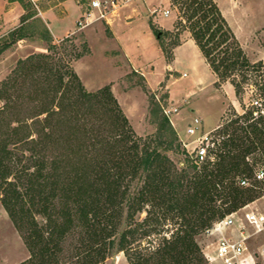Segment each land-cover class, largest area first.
<instances>
[{"label":"trees","instance_id":"obj_1","mask_svg":"<svg viewBox=\"0 0 264 264\" xmlns=\"http://www.w3.org/2000/svg\"><path fill=\"white\" fill-rule=\"evenodd\" d=\"M171 1L180 6V23L191 31L219 81L230 80L239 96L255 75L264 97V61H251L218 3ZM6 47L0 46V52ZM50 60L49 53L20 60L14 75L0 83V96L6 99L3 112L13 108L15 103L7 92L23 72L25 81L32 79L35 84L28 90V98L39 101L27 108L36 125V137L29 138L31 133L19 136L20 124L12 126L10 121L0 145V202L22 231L29 224L24 238L31 256L19 264H58L62 240L76 217L87 238L80 252L85 254L82 263L100 264L115 247L111 237L124 216L131 224L121 234L118 247L129 254L130 264H210L196 235L262 193L263 180L254 176L255 165L248 160L255 151L264 156L262 108L253 105L217 130L214 160L199 165L183 147L190 166L178 171L162 151L168 142L164 134L178 140L168 115L160 119L158 137H137L109 85L89 91L73 68L49 66ZM43 73V78L37 76ZM154 111L159 114L158 109ZM16 119L22 122L20 117ZM48 140L57 144L53 154ZM11 141L29 143V162L19 171L14 169V161L23 159L14 160L8 147ZM177 146L180 149L181 142ZM243 180L249 184H242ZM219 200L228 204L224 210ZM143 211L147 215L141 223L169 215L179 223L154 250L131 246L139 234L133 226L135 216ZM34 213L46 217V225L41 226ZM142 233L150 234V230Z\"/></svg>","mask_w":264,"mask_h":264},{"label":"rangeland","instance_id":"obj_2","mask_svg":"<svg viewBox=\"0 0 264 264\" xmlns=\"http://www.w3.org/2000/svg\"><path fill=\"white\" fill-rule=\"evenodd\" d=\"M15 1L0 0V46L7 45L0 52V83L14 75L20 60L39 53H49L53 58L49 66L52 64L55 68H73L87 90L96 91L109 85L128 118L135 136L148 139L158 137L160 119L163 114L168 115L178 140H172L168 133L164 134L163 139H167L168 142L163 145L162 151L170 156L178 171L190 166L189 157L181 149L183 147L186 149L184 140L191 139L187 136L186 128L195 116L202 118L205 131L212 130L215 134L219 128L252 108L254 100L259 99L262 103L261 108H264V97L255 84V75H251V79L245 83V91L238 96L231 81H219L215 73L217 80L211 87L216 86L218 90L217 93L210 95V99L208 90L210 87L201 89L195 83L197 73L203 75L204 80L209 79V74L207 75L202 63H198V68L195 69V55L192 51L189 50L185 57L181 67L182 73L170 68L169 64L175 56V48L182 43L189 32L191 33L186 25L180 23L183 15L180 6L174 5L171 0H132L109 21L99 20L85 27L80 25L79 19L88 9V0H67L63 4L60 3L62 0ZM215 1L251 61H264V0ZM47 9L50 10L44 12ZM165 9L170 10L168 17L163 14ZM61 17H64L63 21ZM119 19L120 21L135 19L132 27L127 26L124 33L130 43L129 50L127 48L128 53L118 37L119 30L116 24ZM158 21L168 23L173 21L174 27L171 30L163 29ZM150 28L153 30L154 40L158 39L162 54L154 59L146 57L137 59L133 57L132 52L137 51L136 55H139L149 46L151 41L148 39L152 37ZM160 31L162 34L158 37ZM137 40L139 46L135 47L133 42L136 43ZM51 46L56 47L49 49ZM183 71L189 75L181 76L184 74ZM261 73L264 74V65ZM23 74L24 72L19 74L16 86H9L7 92L11 94V99L15 103L13 108L10 107L12 109L3 112L6 99L0 96V112L3 113H0V145L10 121L12 126L20 124L19 136L21 133H31L32 136L29 135V138L37 135L36 125L32 122L33 118L30 117L27 108L35 107L39 101L28 98L27 92L35 84L32 79L25 81L27 74ZM44 74L37 76L43 78ZM65 80H69V75H66ZM2 86L0 85V94L3 92ZM173 108H178V111H174ZM156 109L159 110V114H155ZM166 109L172 110L167 114ZM19 117L22 120L20 123L16 119ZM240 122L245 121L240 120ZM178 142L182 144L180 149L177 146ZM47 143L51 148L49 153L53 154L52 150L56 149L57 144L49 140ZM8 147L16 157L14 160L23 159L20 163H15L13 160L16 164L13 166L14 169L19 171L29 162L28 157L31 153L29 143L11 141ZM248 160L255 165L254 176L258 179L257 172L264 170L263 154L255 151L249 155ZM255 177L249 178V181H254ZM11 178L14 179V176ZM259 180H263L264 184V179ZM218 203L223 210L228 206L227 203H221V200ZM245 204H249V207H264V187L258 197ZM228 213L230 212L223 216ZM146 215L147 212L143 211L135 216L133 226H136L139 234L136 235V240L131 246L154 250L164 236L170 237L179 228V223L171 215L167 218L164 216H160L159 219L153 218L149 223H141ZM33 216L41 226L46 225V217L39 213H34ZM130 222L125 216L119 221L117 231L111 237L115 240V247L100 264H130L129 254L119 250L118 247V240L130 226ZM28 227L27 222L22 227L23 231L16 226L8 210L0 202V235L15 236V241L9 248H15V251H20L21 247L29 248L24 238ZM146 229L150 230V234L142 233ZM85 237L84 227L76 217L62 240L61 249L57 254L58 264H83L85 254L80 252L87 241ZM196 237L205 255L214 250V235L201 231ZM132 238L129 237L131 240ZM209 263L211 264L210 261Z\"/></svg>","mask_w":264,"mask_h":264},{"label":"built area","instance_id":"obj_3","mask_svg":"<svg viewBox=\"0 0 264 264\" xmlns=\"http://www.w3.org/2000/svg\"><path fill=\"white\" fill-rule=\"evenodd\" d=\"M132 0H88V9L79 19L82 27L99 20L109 21L118 14L124 6ZM165 16L170 14L169 9L163 11ZM253 105L262 107L256 99ZM172 109H166L169 114ZM178 111V108H173ZM264 112L263 108L260 109ZM258 114V110L255 111ZM186 133L189 138L184 140L186 150L197 164L208 159L214 160L217 136L212 130L203 129V120L195 116L187 124ZM191 145H193L191 147ZM258 179H264V170L257 172ZM242 184L249 182L243 180ZM207 234L214 235V250L207 252L211 264H264V207H249L245 204L227 215L216 220L205 230Z\"/></svg>","mask_w":264,"mask_h":264},{"label":"crops","instance_id":"obj_4","mask_svg":"<svg viewBox=\"0 0 264 264\" xmlns=\"http://www.w3.org/2000/svg\"><path fill=\"white\" fill-rule=\"evenodd\" d=\"M66 1L67 0H62L60 3L63 4ZM14 2H16V1L14 0ZM49 10L47 9L44 12L49 11ZM44 12H42V13H44ZM21 13H22V10H21L20 14ZM168 16H165V17H168ZM63 19H64V17L63 18L61 17L62 21H63ZM134 21H135V19L134 20H128V21H120V19H119L118 24H116V26L118 27L117 29L119 30L118 37H119L121 43L123 44L124 49L127 51V53L129 50L128 44H130V43H128V40L125 37L124 33L126 32L125 30H126L127 26L132 27ZM157 23H159L160 27H162L163 29H166V30H171L174 27L173 21L170 23H168L166 21H162V22L158 21ZM152 32H153V30L150 28L151 36L153 34ZM152 39H153V41H152ZM148 40L151 41V43H149V46L145 47V49L141 52V54L136 55L137 51H133V52L131 51L133 54V57H135L137 59H139L140 57H143V58L146 57L147 59H149V58L154 59V58L161 56L162 52H161V47L159 45L158 39L154 40V38L152 36ZM138 41L139 40H137L136 43L133 42L135 47L139 46ZM127 48H128V50H127ZM189 50L192 51L195 55V58H194V62L196 63L195 69L197 70L198 63H202V66L205 67V71L207 72V75L209 74L208 75L209 79L204 80V78H202L203 75H200L199 73H197V76L195 78V83L197 85H199V87L201 89H205V88L210 87V88H208L209 98H210V95H212L213 93H217V90H218V88L216 86L211 87V85H213L215 83V81L217 80L216 74L212 70L210 64L207 62L204 55L202 54L199 46L196 44V42H195V40L192 37V34L190 32H189L188 36L182 41V43L175 48V51H174L175 56L173 58L172 63L169 64V66L171 69H174V70L182 73L181 67H182V64L184 63L185 57H186L187 53L189 52ZM143 55H145V56H143ZM183 73L184 74L181 76H188L189 75V74H187L186 71H183ZM194 103H196V102H194ZM194 103H193V105H194ZM193 110H194V108H193ZM172 121H173V123H175L173 119H172ZM14 241H15V236L12 237V235H10V236L9 235L8 236L0 235V264H19L31 256V252H30L29 248H27V247L24 249L21 247L20 251H15L14 250L15 248H11V247L9 248V246H11V244ZM16 241H19V240H16Z\"/></svg>","mask_w":264,"mask_h":264},{"label":"water","instance_id":"obj_5","mask_svg":"<svg viewBox=\"0 0 264 264\" xmlns=\"http://www.w3.org/2000/svg\"><path fill=\"white\" fill-rule=\"evenodd\" d=\"M162 34V31L159 32L158 37Z\"/></svg>","mask_w":264,"mask_h":264}]
</instances>
